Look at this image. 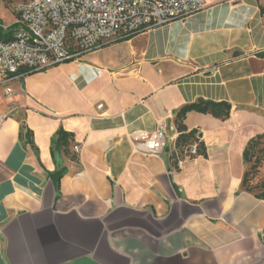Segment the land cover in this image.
I'll use <instances>...</instances> for the list:
<instances>
[{
  "label": "crops",
  "instance_id": "1",
  "mask_svg": "<svg viewBox=\"0 0 264 264\" xmlns=\"http://www.w3.org/2000/svg\"><path fill=\"white\" fill-rule=\"evenodd\" d=\"M262 51L264 0H206L13 80L0 96V264H264V201L241 187L243 150L264 134ZM198 101L228 102L229 118L189 112L206 157L174 168L175 113ZM158 125L164 150L146 155L142 134ZM59 129L76 161L53 159Z\"/></svg>",
  "mask_w": 264,
  "mask_h": 264
},
{
  "label": "built area",
  "instance_id": "2",
  "mask_svg": "<svg viewBox=\"0 0 264 264\" xmlns=\"http://www.w3.org/2000/svg\"><path fill=\"white\" fill-rule=\"evenodd\" d=\"M206 7V0H25L14 5L18 29L0 39V87L30 73L75 61L111 43L175 21H185ZM264 52V51H262ZM142 152L164 150L162 125L142 134ZM193 144L184 156H197ZM81 147L73 146L75 153Z\"/></svg>",
  "mask_w": 264,
  "mask_h": 264
},
{
  "label": "trees",
  "instance_id": "3",
  "mask_svg": "<svg viewBox=\"0 0 264 264\" xmlns=\"http://www.w3.org/2000/svg\"><path fill=\"white\" fill-rule=\"evenodd\" d=\"M3 3L7 8H10V5H12V2L8 0H4ZM16 28L17 26L12 25L10 28L4 30L0 25V39L3 41L12 40ZM259 56L264 58V52L259 53ZM230 111L231 105L226 101H198L185 105L178 110L174 116V124L178 132V137L175 141V152L170 156L171 165L174 168H177L178 160L184 158L185 151L193 144L197 145V155L206 157V149L204 144L200 142L198 133L195 130L188 131L184 125V119L189 112L211 115L216 119L224 121L229 118ZM20 137L33 148L35 147L32 133L24 125L21 127ZM73 142L74 136L71 133L59 129L51 140V154L53 159L55 160V155L58 154L76 161V156L70 152V147ZM242 158L245 166L241 180L242 189L245 192L252 194L256 199L264 201V181L256 187L251 185L255 172H257V169L261 167V164L264 161V134H257L249 139L243 150ZM64 173V169L60 168L55 173L51 174V178L55 182L57 191H59V181ZM255 190H257V192H255Z\"/></svg>",
  "mask_w": 264,
  "mask_h": 264
},
{
  "label": "rangeland",
  "instance_id": "4",
  "mask_svg": "<svg viewBox=\"0 0 264 264\" xmlns=\"http://www.w3.org/2000/svg\"><path fill=\"white\" fill-rule=\"evenodd\" d=\"M22 1H24V0H15V1H13L12 5H10V8H7L3 4V1L0 0V25H1V27H3L4 30L10 28L11 26H9V25L15 19L14 18L15 14L13 13L14 5H16ZM5 25H7L8 27ZM3 93H4L3 89L0 88V96H3ZM73 152H74V150H73ZM263 181H264V161L262 162L261 167L259 169H257V172H255V175H254V178L251 182V185L253 187H256L257 185H259ZM255 192H257V190H255Z\"/></svg>",
  "mask_w": 264,
  "mask_h": 264
}]
</instances>
